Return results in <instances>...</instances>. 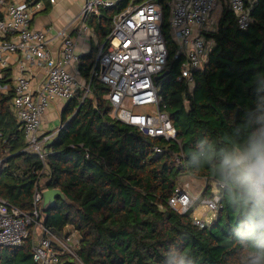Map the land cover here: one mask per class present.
Instances as JSON below:
<instances>
[{"label":"trees","instance_id":"16d2710c","mask_svg":"<svg viewBox=\"0 0 264 264\" xmlns=\"http://www.w3.org/2000/svg\"><path fill=\"white\" fill-rule=\"evenodd\" d=\"M144 1L121 0L91 16L100 40L108 37L116 14ZM159 1L169 55L168 73L157 84L176 140L151 138L114 118L105 97L109 88L94 79L92 97L83 102L76 97L62 108L63 126L45 147L48 171L40 173L42 159L25 150L13 91H0V198L32 213L41 177L46 178L43 187L66 194L74 204L58 197L41 214L46 229L62 233L71 225L80 234L75 253H65L60 264H249V251L264 246V228L257 226L251 205L221 174L226 154L264 134V0L250 8L253 21L247 28L230 6L224 7L217 30L207 33L214 46L208 62L194 72L191 90L178 79L184 58H175L170 0ZM97 51L80 59L86 78ZM155 146L164 151L156 154ZM183 173L207 181L205 196L215 193L217 181L226 184L217 215L204 228L194 223L193 209L180 213L168 205ZM0 264H38L32 241L0 249Z\"/></svg>","mask_w":264,"mask_h":264},{"label":"built area","instance_id":"2783aa9c","mask_svg":"<svg viewBox=\"0 0 264 264\" xmlns=\"http://www.w3.org/2000/svg\"><path fill=\"white\" fill-rule=\"evenodd\" d=\"M120 1L86 0L79 17L82 30H86L85 21L89 16L100 14L101 9L114 7ZM228 4L240 26L247 28L253 20L246 0H228ZM167 5L170 7L169 32L177 45L175 58H184L178 79H185L191 90L195 85L194 72L208 62V25L218 0H170ZM41 9L42 0H0V78L4 70L14 64L11 57L17 60L18 69L15 86L11 89L0 84V91L4 94L13 91L11 104L25 131L28 144L25 150L42 159L44 168L40 173L48 171L45 147L63 126L56 131L43 132L41 125L46 109L58 99L70 101L80 96L83 102L92 97L94 79L109 88L105 97L112 105L114 118L151 138L176 140L173 122L161 109L156 80L165 71L169 55L159 0L131 4L113 17L111 31L98 50L89 78L83 76L81 70L75 73L66 70L72 62H79L80 56L75 52V42L65 31H62V57L54 58L47 51L46 33L32 27L33 14ZM41 69L43 74L36 78ZM153 149L156 154L164 151L159 146ZM3 162L1 158L0 169ZM225 188L224 182L217 181L212 196L197 197L186 186L179 185L168 205L180 213L192 209L195 213L200 208V215L193 214L194 223L204 228L216 217ZM43 190L38 181L32 213H23L0 198V249L20 247L30 239L36 263L60 264L62 255L72 253L79 246L80 238L76 230L60 238L56 234L61 232L44 227L40 212ZM38 227L42 233L38 232Z\"/></svg>","mask_w":264,"mask_h":264},{"label":"crops","instance_id":"0c3cea01","mask_svg":"<svg viewBox=\"0 0 264 264\" xmlns=\"http://www.w3.org/2000/svg\"><path fill=\"white\" fill-rule=\"evenodd\" d=\"M85 2L86 0H56L55 3H51L49 0H42V9L37 10L33 14L32 27L37 30H42L46 33V49L52 57L58 58L59 56H61L60 49L64 41L62 31H65L66 35L69 38L73 39V41L75 42V52L80 56V58L89 55L93 49L99 50L100 46L105 42V40L103 42L100 40L98 35L95 33V28L90 23V17L93 15L89 16L85 21L87 26L86 30H82L83 24L82 21H80L79 17L81 15ZM246 2L248 5H251L249 8H252V6L255 4L253 0H246ZM226 6L229 7L228 0H218V6L210 16L208 25V30L210 32L217 30L222 12L224 10V7ZM207 39L211 52L214 46V41L209 37H207ZM10 60H13L14 64L5 69L0 78V80H3L4 82L2 83V85L7 86V88L9 86H11L12 88L13 86H15V79L16 75L18 74L17 65L15 64L17 60L13 57H11ZM66 70L74 73L76 71L78 72V70H80V60L77 63L72 62L71 64H69L66 67ZM7 71L11 74L9 78L10 82H8V80L6 81V75L8 74L6 73ZM33 71L35 72V68L33 69ZM43 72V69L37 71L38 75H35L36 78H38V76L41 77ZM29 77H32V73L29 75ZM66 102V100L58 99L53 101L49 105L42 119L41 129L43 132L56 131L58 128H60V126L62 125L61 122L58 127L52 128L51 119H53L54 123L55 120L60 118L61 110L65 106Z\"/></svg>","mask_w":264,"mask_h":264},{"label":"clouds","instance_id":"9594fccd","mask_svg":"<svg viewBox=\"0 0 264 264\" xmlns=\"http://www.w3.org/2000/svg\"><path fill=\"white\" fill-rule=\"evenodd\" d=\"M221 174L242 192L245 201L252 207L257 226L264 228V134L247 147H236L226 154L221 163ZM69 227L75 230L71 225L65 229ZM248 255L249 264H264V246H254Z\"/></svg>","mask_w":264,"mask_h":264},{"label":"rangeland","instance_id":"374dc122","mask_svg":"<svg viewBox=\"0 0 264 264\" xmlns=\"http://www.w3.org/2000/svg\"><path fill=\"white\" fill-rule=\"evenodd\" d=\"M51 120H52V123H51L52 128H54V127L56 128V127H58L60 125V122H61L60 118L55 120L54 123H53V119H51ZM185 175H187V176H185ZM180 177H182V178H180V184H181L180 186H182V187L186 186L188 188V190L193 195H195L197 197L203 195V193H204V191H205V189L207 187V181L205 179L197 178V177H195V176H193V175H191L189 173H185V174L183 173V174H181ZM45 183H46V178L43 177L42 180H41V184L43 185ZM198 207L199 206H197L196 208H198ZM200 210H201L200 208L196 209L194 214L200 215ZM37 230H38L39 233H42V230L39 227L37 228ZM71 230H72V228L69 227L67 229H64L62 234H56V235L58 237H60V238H63L66 234L71 233ZM75 251H76V249L72 250V253L74 254Z\"/></svg>","mask_w":264,"mask_h":264},{"label":"water","instance_id":"95a60500","mask_svg":"<svg viewBox=\"0 0 264 264\" xmlns=\"http://www.w3.org/2000/svg\"><path fill=\"white\" fill-rule=\"evenodd\" d=\"M167 73L168 71H164L162 74L156 77V80L163 78ZM179 167L181 168L183 167V165L180 164ZM58 197L62 198L68 204H74L71 200H69V198L61 189L48 187L43 191V199L41 201V206H40L41 214L44 215L47 211H49V209H51L55 205L56 199ZM43 225L45 226L44 222Z\"/></svg>","mask_w":264,"mask_h":264}]
</instances>
